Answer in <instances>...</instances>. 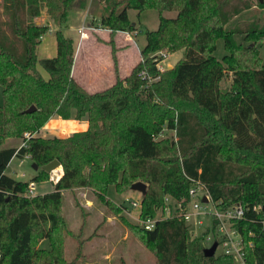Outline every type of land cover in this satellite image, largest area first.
Listing matches in <instances>:
<instances>
[{
  "label": "trees",
  "instance_id": "1",
  "mask_svg": "<svg viewBox=\"0 0 264 264\" xmlns=\"http://www.w3.org/2000/svg\"><path fill=\"white\" fill-rule=\"evenodd\" d=\"M101 1L99 24L111 33L137 28L128 8H154L159 18L156 28H141L145 44L130 73L118 74L114 56V83L90 92L71 74L74 37L62 30L69 12L85 9L88 0H0V264H34L42 251V264H61V239L53 234L66 230L64 189L88 187L111 206L103 196L109 185L120 190L141 180L149 184L141 194L144 218L155 216L167 195L187 199L189 178L203 183L219 206L243 205L235 226L251 241L244 246V264H264V20L229 26L250 5L229 0ZM42 12L56 26V54L50 57L37 55L50 29L38 21ZM236 33L246 42L237 41ZM218 37L226 49L221 59L212 54ZM179 49L183 56L161 70L163 56ZM227 71L231 81L224 90L220 81ZM52 115L86 126L66 136L33 134ZM163 126L174 136H159ZM8 137H21L26 145L1 146ZM26 154L38 165L29 179L5 172L13 156ZM54 158L62 173L53 189L28 194L31 181L50 178L42 166ZM138 225L157 264H240L220 251L204 255L207 229L193 235L177 213L162 214L151 229ZM39 237L49 246L36 248Z\"/></svg>",
  "mask_w": 264,
  "mask_h": 264
},
{
  "label": "rangeland",
  "instance_id": "2",
  "mask_svg": "<svg viewBox=\"0 0 264 264\" xmlns=\"http://www.w3.org/2000/svg\"><path fill=\"white\" fill-rule=\"evenodd\" d=\"M105 1L88 0L86 7H89L88 19L90 24H99V15L103 12ZM231 5L249 7L243 10L238 16L234 17V21L229 23V26L235 25L237 28L242 26L244 21L251 20L254 17H259L264 20V0H229ZM230 4L225 5V9L230 7ZM83 9H72L69 12L68 19L62 30L65 34H69L74 38L77 37V29L71 28V25L78 26L86 25L85 16H80ZM127 13L132 22H136V27L154 29L158 25L159 12L154 8H146L137 10L128 8ZM162 14L165 16H175L176 10H164ZM41 22H47L51 19L41 13ZM93 17V19H92ZM46 18V20H45ZM76 21V23H75ZM74 22V23H73ZM93 24V25H94ZM56 26L52 23L50 29L41 36V41L37 48L38 57H50L56 54ZM84 33L86 32L83 30ZM237 41H246L243 39V34H235ZM76 40V39H75ZM77 42V40H76ZM216 47L212 54L221 59L226 53L224 41L222 37L216 39ZM76 44V43H75ZM145 44V35L142 31L135 36V43L128 46L126 52L130 62H132L137 53V48L143 47ZM257 44V43H255ZM183 56V49L176 50L163 56L161 60V70L167 66L174 65ZM38 69L44 77L48 76V72L37 64ZM231 81V71H227L220 85L227 88ZM2 103V92L0 87V104ZM173 111L174 107H170ZM33 134H38L33 132ZM173 135V131L168 130L165 126L159 136ZM174 136V135H173ZM9 138V139H8ZM1 146L16 145L19 146L22 142L21 137H8ZM17 158L12 164L6 167V172L12 174L19 179H29L36 171L31 165V161L25 160L17 164ZM57 166L51 172V176L55 179L58 172ZM16 169L13 171L12 169ZM62 168V167H61ZM25 173V174H22ZM34 194L43 193L53 189L52 180L50 178L31 181ZM30 182V183H31ZM149 184L146 183V191ZM104 197L111 198V206L106 205L94 190L88 187H75L72 189H64L62 191L61 216L63 217L66 230L54 232V236L61 239L62 262L61 264H157L153 244L145 243L142 237V232L139 228L140 212L144 207V203L137 206H132L130 200L141 201V192L131 189L129 185L117 190L115 186L109 185L107 191L103 194ZM158 210L155 215L159 214ZM203 230L202 225L194 227L195 234ZM35 246L38 249H44L49 246L48 239H35ZM211 241H204L205 246H209ZM218 249L215 251L218 252ZM44 253L41 252L39 258L34 261V264H42ZM237 263H239L236 260Z\"/></svg>",
  "mask_w": 264,
  "mask_h": 264
},
{
  "label": "crops",
  "instance_id": "3",
  "mask_svg": "<svg viewBox=\"0 0 264 264\" xmlns=\"http://www.w3.org/2000/svg\"><path fill=\"white\" fill-rule=\"evenodd\" d=\"M83 10L84 11L80 12L81 14H79L78 18H80V16H85V22L87 24H90L91 22L87 20V17L89 15V7H86ZM38 21H41V17H38ZM47 22L49 25L52 24V22H50L49 20H47ZM81 24L82 23H79L77 27L75 25L70 26L75 30L77 29L78 32L77 37L74 38V59L71 67L72 76L87 91L94 92L104 89L113 84L116 78L114 56L117 64L118 74L121 77L129 74L133 66L141 58L140 48H137V55L132 62H130L126 52L128 51V46L135 43V36L138 34V32L141 31V29L136 28L133 31L116 30L115 32L111 33L109 28L93 23L95 28L84 27L82 30H85L86 32L81 35L79 32V28L83 26ZM75 39L77 40V42ZM112 47L114 48V50H112ZM85 126V121H78L72 117L61 118L58 115H52L39 128L38 135L66 136L73 133L75 130L84 128ZM16 158L17 161H19L17 164L22 163L25 160H29L31 161L32 165V160L29 156H13L6 167L10 166ZM12 170L16 171V169L14 168ZM57 172L58 174L55 179L50 175L52 186H54L53 183L62 173L61 166L58 168ZM8 174L13 176L10 173ZM22 174L25 173L22 172Z\"/></svg>",
  "mask_w": 264,
  "mask_h": 264
},
{
  "label": "built area",
  "instance_id": "4",
  "mask_svg": "<svg viewBox=\"0 0 264 264\" xmlns=\"http://www.w3.org/2000/svg\"><path fill=\"white\" fill-rule=\"evenodd\" d=\"M84 27L95 28L94 25H83L79 28L81 35L84 34L82 30ZM157 65L160 69L162 68L160 63ZM141 73L145 75L146 71L142 70ZM25 136L28 137V134L25 133ZM20 145H26V140H22ZM25 156H29V154ZM189 179L191 184L188 189L187 199L176 201L167 195L159 214L153 217L139 218V224L144 228L151 229L154 227L157 218L161 217L162 214L168 216L177 213L190 224L193 235H195L194 227L202 225L203 229H207L203 241H211L212 243L216 240V250L219 247L220 252L233 255L240 264H244V246L246 243L250 245L251 241H245L237 226H235V220L241 218L244 214L243 205L235 202L219 206L210 197L203 183L192 178ZM31 186L32 182L29 183L28 194H34ZM204 196L206 200L203 199ZM130 203L132 206H137L140 202L130 200Z\"/></svg>",
  "mask_w": 264,
  "mask_h": 264
},
{
  "label": "water",
  "instance_id": "5",
  "mask_svg": "<svg viewBox=\"0 0 264 264\" xmlns=\"http://www.w3.org/2000/svg\"><path fill=\"white\" fill-rule=\"evenodd\" d=\"M132 23H134V22H132ZM223 89L226 90V88H223ZM33 109H34V106L31 105L28 108H26L25 111H32ZM32 166L35 169L38 167V165L35 162H32ZM57 166H59V161L56 158H54V159L50 160L49 162H47L46 164H44L42 166V168L47 170V171H52ZM130 188L138 190L141 192V194H144L146 191V183L141 181V180H137L130 185ZM203 199L206 200V197L204 196ZM216 246H217L216 240H214L209 246H205L203 248L204 255H206V256L213 255L215 253Z\"/></svg>",
  "mask_w": 264,
  "mask_h": 264
}]
</instances>
